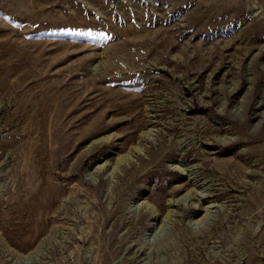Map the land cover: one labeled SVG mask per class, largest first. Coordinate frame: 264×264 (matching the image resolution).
I'll use <instances>...</instances> for the list:
<instances>
[{"label":"rangeland","instance_id":"rangeland-1","mask_svg":"<svg viewBox=\"0 0 264 264\" xmlns=\"http://www.w3.org/2000/svg\"><path fill=\"white\" fill-rule=\"evenodd\" d=\"M0 264H264V0H0Z\"/></svg>","mask_w":264,"mask_h":264}]
</instances>
